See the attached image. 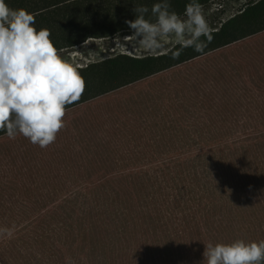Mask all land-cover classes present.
I'll use <instances>...</instances> for the list:
<instances>
[{
	"label": "rangeland",
	"instance_id": "rangeland-1",
	"mask_svg": "<svg viewBox=\"0 0 264 264\" xmlns=\"http://www.w3.org/2000/svg\"><path fill=\"white\" fill-rule=\"evenodd\" d=\"M64 1L68 0H5V3L11 9H25L36 15ZM106 1L94 0L99 12L98 20L95 21L99 25L102 24L105 8L109 4ZM108 1H112L111 11L116 18L111 22L118 27L121 23L125 25L122 18L118 20L116 16L121 3H129L131 9L147 4L146 0ZM174 1L167 0L169 4ZM257 1L209 0L202 6L205 19L216 31L222 23L239 14L245 5ZM213 4H222L223 7L210 11ZM178 15L181 19L186 18L184 12ZM105 34L106 37H89L75 46L57 49L58 54L78 69L114 58L118 54L135 58L156 56L179 44L174 38H167L162 41L161 49L149 52L140 47L134 37L127 39L134 35L131 28ZM263 72L264 31L92 98L66 110L63 118L65 127L57 134L56 141L44 149L40 160H33V164L45 162L44 168L16 169L12 159L18 160L14 158L16 153L25 152L23 149L28 148V139L22 135H17L15 139H9L6 134L0 136V264L9 262V257L14 253L16 257L22 255V251L24 254L34 253L35 260H38L24 264H56V258L67 253L71 244L76 247L87 234L94 235L93 229L98 232L95 237L108 235L111 240L127 239L123 229L124 226L129 228L125 225L128 220L136 236L132 244H115L116 258L118 255L120 264H131L134 261L137 264H207L204 252L209 244L264 240V205L260 211L254 209L259 206L257 200H264V181L256 171L264 170V163L260 162L264 159L261 157L264 154V127L258 134L255 132V124L264 122V96H261L263 92L258 91V79L262 81L260 75ZM80 75L83 79L89 78L84 77L83 73ZM84 81L89 86L96 85V81ZM221 94L237 106L235 112L230 111L224 119L228 126L226 135L235 134L234 139L218 142L203 152L187 156L184 163L157 161L103 178L111 180L98 181L110 167L113 170H123V165L131 168V163L136 161L135 156H140L137 160L140 164H146V158L156 153V141L150 129H154L160 117L159 121L181 120L191 116H182L181 111L191 114L199 107L188 106L204 104L205 99L214 108L220 107L216 103ZM172 107L178 110L177 115L173 114L174 110L170 111ZM191 117L205 119L202 113ZM241 120L244 122L239 124L237 121ZM96 122H103L106 127ZM91 123L101 130L107 129L108 133L91 131ZM120 131L126 135L121 137ZM37 150L35 146L34 152ZM196 159H202L197 168H207L192 173L193 166L189 161ZM239 168L252 170L254 175L240 178L236 175L240 173ZM216 170L222 172L214 176ZM216 177L219 182H215ZM77 178L87 181L95 178L98 182L84 183V180ZM133 183L137 184V188H134ZM204 184L209 187L218 186V190L226 186L239 188L242 185L243 201L253 207L243 204V209L239 211L242 221L241 217L231 215L225 226H217L208 215V208L204 209L196 202L190 214L188 210L182 213L178 211L173 216L177 208L167 205L166 214L157 205L155 208L159 218L154 224L159 226L165 222L163 224L168 227L166 231L163 225L158 229L153 226L150 236L141 235V231L152 226V223H143V219L134 223L136 217H129L135 212L125 218L118 213L119 205L126 206L131 201L144 204L142 199L135 200L138 196L134 189L145 193L146 204L153 206L167 201L179 207L183 194L200 191L204 189ZM126 197L130 199H124ZM104 200H115L118 204L103 205ZM258 214L261 222L257 224L254 218ZM181 215L188 219L201 216L203 223L191 221V227L183 233L184 229L180 228L185 227V224ZM220 229H224V233ZM88 246L81 247L76 254L82 257L83 251L89 253ZM82 263L79 261V264Z\"/></svg>",
	"mask_w": 264,
	"mask_h": 264
},
{
	"label": "trees",
	"instance_id": "trees-1",
	"mask_svg": "<svg viewBox=\"0 0 264 264\" xmlns=\"http://www.w3.org/2000/svg\"><path fill=\"white\" fill-rule=\"evenodd\" d=\"M207 1L209 0H196V2L200 3L201 5L205 4ZM106 2L109 4L105 8L106 12L102 18V24L100 25L95 21L98 20L99 12L98 7L94 4V0H68L62 3L54 4L53 6H51V8H47V10L45 11L38 12L36 15L32 14L35 17L34 27L37 30H40L42 28L48 29L51 33L50 39L56 49L75 46L89 37H106L107 35L105 33L112 34L118 31V29L130 28L126 21H134L137 15L133 11V9L129 7V3H121V9L119 10V14L117 13L116 16L118 17V20L122 18V22H124L125 25L121 23L120 27H118L114 25L115 23L113 24L111 22L116 20V18L114 17V13L111 11L110 3H112V1L109 2L107 0ZM163 2L164 0H146L147 4L144 7L150 9L148 13L144 14L145 19L149 20L151 18H155L151 14V8L154 4ZM174 2L175 3L170 4L169 11H174L177 14H181L185 12L186 4L192 2V0H175ZM177 9L179 10L177 11ZM127 11L128 13L125 15ZM56 23H58L57 26H55ZM262 31H264V0H259L255 4L251 2L250 4L245 5V7L239 14L234 15L233 17L222 23L218 30L213 31V40L211 41V43H208L206 41V38L202 36L200 40L207 45L202 52L195 51L193 47H185L182 44H176L166 53H162L156 56L149 55L143 58H135L129 57L124 54H118L114 58H109L99 63L87 65L85 68H76L79 73H83L84 77H89L87 79L84 78V80H88L91 83L93 81H96V85L89 86L88 83H85V90L80 100L73 105L68 106L66 110L76 107L77 105L82 104L92 98H96L108 92L118 90L146 77H151L154 74L164 71L170 67L185 63L189 60H193L199 56L206 55L214 50L227 46L231 43H235L238 40L244 39L248 36ZM260 78L262 79V81L258 79L260 83V85L258 86V91L263 92V95L261 96H264V72L261 73ZM233 102H235L238 106H241L237 102V100H234ZM209 103L210 102L205 99L204 104L189 105L188 107H199V109L194 110L191 114L184 111L180 112L182 113V116H185L186 114L191 116H199L202 113L205 117L204 120L202 118L194 119L191 116H187L177 121H159L161 118L160 117L157 120L154 129H150L151 136L154 135V140L156 141V153L149 155V157L146 158V160H148L146 161V164H140V162L137 161L140 159V156H135L136 161L131 163V168H127V165H123V170H113V167H110L106 170L107 173H105L99 179L97 178L98 181L106 178V176L108 175L119 174L121 171L126 172L125 170L129 169H138L142 166H146L157 161L158 163H184L187 156L194 155L198 152H203L204 149L209 148L211 145H214L218 142H226L227 140L234 139L235 134L226 135L228 126L224 119L226 115L230 113V111L231 113L235 112L237 106L234 103H230L229 99L222 94L216 103V106L220 107L214 108L213 105H209ZM173 110L174 115H177L179 113L176 107L170 108V111ZM99 114L102 113L100 112ZM237 122L239 124H242L244 120ZM96 124L102 127H106L105 123L103 122H96ZM149 125L150 123L148 124V128ZM263 127L264 122H261L258 125L255 124L256 134H258V132ZM90 130L102 134L108 133L107 129L101 130L97 128L94 123H91ZM144 131H147V129H144ZM120 134L121 137H124L126 135L122 131H120ZM3 135H5V133L0 132V136ZM28 141L29 140L26 141L28 144V148L23 149L25 150V152L16 153L14 158L18 160L12 159L14 162V167L16 166V169H26L31 167L44 168L46 166L45 162H41V164H33V160H37L38 158L40 160V157L43 155L45 150L41 149L37 145L29 144ZM35 146H37L38 150L34 152ZM261 157L264 158V154H262ZM239 161L240 160H237L236 162ZM259 161L260 159H258V162ZM260 162L264 163V159ZM189 163L191 164V166H193L192 173L196 171H202L207 168V166L204 168H197V165L202 163V159L190 160ZM256 171L259 175V178L261 177V179L264 181V170ZM203 172H201V175ZM221 172L222 171L220 170H216L214 176L220 174ZM236 175L240 178H248L252 177L254 175V172L252 170L240 169V173ZM77 179L84 180V183H96L97 181L94 180L95 178L91 179L90 181H87L83 178ZM103 180L105 182L111 180V178ZM215 182H219L218 177H216ZM103 183L101 185H103ZM133 186H135L134 188H137V184L133 183ZM202 187H204V189L200 191L192 192L191 194H183L184 198L180 199L179 207L174 206L173 203L167 201L163 202L161 200L160 203L151 206L150 204H146L145 202V199L147 198L145 193L140 190L134 189L135 193L138 196L137 198H135V200L142 199L144 204L138 203L137 201H131L126 206L119 205L118 213L122 214L121 217L125 218L131 213L135 212L134 215H131L129 217L132 219L136 217V219L133 220L134 223H139L141 219H143V223H152V226H148L146 228L144 227L145 229L141 231V235L150 236V230L153 226L158 229L160 225H163L166 231L168 227V225L163 224L165 222L159 224V226H156L154 224L157 218H159V214L156 213L157 209L155 208V206L157 205L161 206L162 210L166 214L168 212L166 211L167 205L174 207L173 209L177 208L172 213L171 216H173L174 214H178V211L182 213L188 210V214H190V209L193 208V205L196 202L198 206L202 205L204 209L208 208V215L213 219L217 226H225L227 218L231 215H234V217L236 218L241 217L240 221H242V215L239 214V211L243 209V204H248L253 207L251 204L243 201L244 197L242 195L244 192V187L242 185H240L239 188L226 186L224 189L220 190L216 188L218 186L209 187L204 184ZM124 199L130 198L126 197ZM262 202H264L263 199L257 200L256 203L259 206L254 207V209L259 210L261 206L264 205V203ZM102 203L103 205L105 203H109L111 205L118 204L115 200H104ZM163 203L165 205L162 206ZM99 213L100 212H96L95 214ZM258 216H260V214H258L257 217L254 218L255 220H257V224L261 222L259 221ZM181 217L182 222L185 224V227H182V229L180 228V230L184 229L183 233L186 232V229L191 227V221L195 220L197 223H203V219L201 216L190 219L185 218L186 216L184 215H181ZM131 224L132 223H130L129 220L126 221L125 225L129 226V228L124 226L125 229H123L125 231L127 239L117 238L111 240V237L109 238L108 235L95 237V234H98V232L96 231V229H93L92 231H94V235L90 236V234H87V237L83 238L82 242L77 244L76 247H73V245L71 244L69 246L70 248H67V253L62 254V256L56 258L55 263L79 264V261H83L82 264H84L85 262H89V264H106L107 262H110V264H116L119 261V256L117 255L116 258L115 244H132V240L136 236V233L134 232ZM130 226L132 229H130ZM255 227H257V225ZM223 230L220 229V231L224 233ZM115 234L116 233H113V235ZM85 245H89V253L86 254L83 251L82 257L81 254L77 255L76 251L81 249V247ZM53 249L54 248H52V250ZM22 252L23 254L18 255L17 257L15 253L11 255L9 257L10 261L6 262V264H24L31 261H38L35 260L34 253L25 252L24 254V251ZM51 254H54L53 251L51 252ZM135 263V261L131 262V264ZM118 264H120V261L118 262ZM262 264H264V262H262Z\"/></svg>",
	"mask_w": 264,
	"mask_h": 264
},
{
	"label": "clouds",
	"instance_id": "clouds-1",
	"mask_svg": "<svg viewBox=\"0 0 264 264\" xmlns=\"http://www.w3.org/2000/svg\"><path fill=\"white\" fill-rule=\"evenodd\" d=\"M213 4L211 10L222 8ZM167 0L151 8L155 22L145 19L147 7L133 9L134 21H126L134 31L138 45L149 52L163 47L162 41L174 38L185 47L202 52L213 40L203 6L192 0L184 16L169 11ZM35 17L25 9H11L0 0V132L9 139L22 135L41 149L54 143L65 127L66 108L78 102L85 90L79 71L58 54L48 29L37 30ZM207 264H262L264 240L230 244H209L205 248Z\"/></svg>",
	"mask_w": 264,
	"mask_h": 264
}]
</instances>
